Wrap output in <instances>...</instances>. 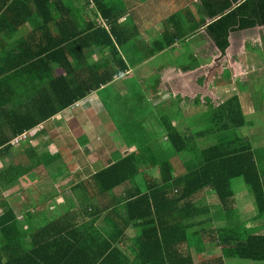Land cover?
Returning a JSON list of instances; mask_svg holds the SVG:
<instances>
[{
	"label": "trees",
	"instance_id": "1",
	"mask_svg": "<svg viewBox=\"0 0 264 264\" xmlns=\"http://www.w3.org/2000/svg\"><path fill=\"white\" fill-rule=\"evenodd\" d=\"M197 1L204 20L191 30L174 24L155 43V52L199 26L222 55L231 33L258 27L264 49V0ZM92 2L96 17L110 21L109 30L98 21L86 27L78 18L73 23L64 0H0V264H224L230 259L264 264V233L232 224L236 178L252 195L257 219L264 217V173L247 137L234 132L246 122L237 95L197 135H182L165 121L172 154L189 155L181 173L162 154L153 167L159 175L153 177L137 156H129L75 186L63 210L45 213V200L22 220L7 203L5 190L23 177L35 181L56 161L45 149L8 157L17 145L11 140L32 133L127 69L119 48L129 41L123 40L112 0ZM52 11L59 14L53 27ZM35 16L41 23L10 46L6 36ZM94 47L109 54L107 63H89L86 52ZM52 64L63 73L56 75ZM218 118L217 144L197 152L195 137L212 136V120L218 124ZM206 191L215 193L222 211L211 214L202 200ZM217 220L222 225L213 230ZM213 244L220 247L218 254L198 257Z\"/></svg>",
	"mask_w": 264,
	"mask_h": 264
},
{
	"label": "crops",
	"instance_id": "2",
	"mask_svg": "<svg viewBox=\"0 0 264 264\" xmlns=\"http://www.w3.org/2000/svg\"><path fill=\"white\" fill-rule=\"evenodd\" d=\"M112 3L122 28L123 40L129 41L119 48L127 69L122 74H116L112 82L42 122L32 132L37 134L35 138L38 144L24 148L19 155L32 149H45L56 161L51 166L43 167L35 181L23 177L9 188L10 191H22L20 204L31 199V195H34V199L43 195L46 202H53L52 206L42 208L45 213L50 214L53 208L63 210L75 186L129 156H137L143 168H150L147 172L153 177L159 175L153 167L159 166L156 163L162 154L169 159L177 174L181 173L189 155L172 154L165 121L170 122L182 135H197L210 127L212 115L216 118L214 112L234 95L238 96L246 121L234 132L241 138L247 137L260 171L264 173V64L261 65L258 57L250 53L253 60L248 66L238 62L245 50L250 52L249 45L245 49L246 41L242 42V36L237 37L238 33L246 30L230 34V47L224 55L206 35L203 26L195 28L183 41L175 42L172 47L157 53L154 51L155 43L169 29H173L174 24L184 25L185 30H191L194 24L204 20L203 11L198 10V1L112 0ZM64 5L71 9L69 18H73L72 22L78 18L79 23L83 22L86 27L89 22L98 21L110 29L108 19L94 14L92 0H64ZM51 15L53 27L58 22L59 14L52 11ZM40 23L39 16L33 17L25 27L6 36L8 44L13 47V43L24 41ZM260 29L263 28H257ZM251 43L254 46L250 48H262L260 32ZM86 54L91 64L102 66L109 60V54L98 47L88 50ZM52 69L56 75L63 73V69L55 64H52ZM218 121L216 124L212 120V136L208 134L207 139L195 137L197 152L217 144V133L222 124L220 118ZM149 152L153 158L146 160L144 154ZM22 183L31 184L33 188L23 189L20 187ZM233 183L235 202L232 224L235 229L264 233V217L257 219L255 203L247 186L240 178ZM202 198L212 215L222 211L212 191L204 192ZM37 209L36 206L23 210L24 216ZM221 225V221H215L213 230ZM130 233L133 235L132 231ZM182 248L186 250V245ZM219 252L220 247L213 244L199 257ZM224 264L252 262L230 259L225 260Z\"/></svg>",
	"mask_w": 264,
	"mask_h": 264
},
{
	"label": "rangeland",
	"instance_id": "3",
	"mask_svg": "<svg viewBox=\"0 0 264 264\" xmlns=\"http://www.w3.org/2000/svg\"><path fill=\"white\" fill-rule=\"evenodd\" d=\"M262 29L257 30V28L251 29V30H246L243 33H238V36L240 38V36H242V42L244 43L246 41L245 44V49L247 47V45H249L250 47L253 45L252 42H254V38L257 37V33L260 32ZM246 38V40H245ZM254 46V45H253ZM248 48L250 52H247L245 50L244 55L239 57L238 62L239 63H243L245 66H248L247 64H249L250 61L253 60V58H251L249 55L251 54L253 57H258V62L261 61V65L264 64V49H257V48ZM241 48H242V44H241ZM261 52H263L261 54ZM250 53V54H249ZM242 64V65H243ZM259 94H263L262 92L258 91ZM36 133H30L27 134V136L23 137L22 139H20V144L17 146L16 144H14L15 142H13L11 140L10 144L11 146L16 145L15 147H13V150L10 151L9 156H12L13 158L18 156L20 154V152H23L24 148H31L34 144H38L36 143V141H38L36 138ZM36 137V138H35ZM42 139V138H40ZM30 181V179H28ZM26 183L28 182L27 180ZM24 184L22 183V185H20V187H22L23 189H31L33 188L31 184ZM48 189V188H47ZM9 190V189H8ZM5 190L2 194L4 195V197H6V201L7 203L10 205V207L12 208L13 212L15 213V215H17V217H19V219H24V211L25 209H28L30 207L35 208L36 206H38L40 203H43L46 198L43 197V195H39L37 198L39 199H34V195H31V199H27L25 202H23V204H20V199H22V191L20 190H14V191H8ZM11 192V194H10ZM45 192L47 193V191L45 190ZM43 197V198H42ZM47 204H49L50 206L53 204V202H47L44 204V206H46ZM28 206V207H27ZM132 235V233H131ZM133 236V235H132ZM213 253V252H211ZM199 257V256H198Z\"/></svg>",
	"mask_w": 264,
	"mask_h": 264
},
{
	"label": "built area",
	"instance_id": "4",
	"mask_svg": "<svg viewBox=\"0 0 264 264\" xmlns=\"http://www.w3.org/2000/svg\"><path fill=\"white\" fill-rule=\"evenodd\" d=\"M24 136L26 137L27 134H23L22 136H19V137L13 139L12 141L15 142L14 144H18V143H20V139H22Z\"/></svg>",
	"mask_w": 264,
	"mask_h": 264
}]
</instances>
